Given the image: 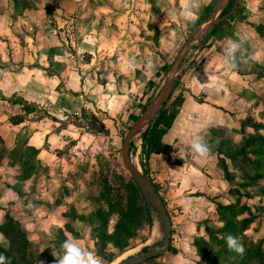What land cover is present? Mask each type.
Returning <instances> with one entry per match:
<instances>
[{
    "label": "rangeland",
    "instance_id": "obj_1",
    "mask_svg": "<svg viewBox=\"0 0 264 264\" xmlns=\"http://www.w3.org/2000/svg\"><path fill=\"white\" fill-rule=\"evenodd\" d=\"M220 1L16 0L14 13L7 5L0 7L13 15L12 32L0 36V67H5L0 69V224L10 219L24 236L11 244L0 234V253L10 264H58L69 239L94 252L102 264H118L159 243L161 224L133 195L135 182L122 162V141L160 91L190 34L214 12L222 15L233 5L224 0L218 8ZM238 2L232 19L202 36L198 71L197 58L186 72L198 50L192 39L168 108L178 95L201 100L195 76L205 78L214 63L222 69L238 22L245 19L244 29L257 24L264 0ZM90 38L93 47H78ZM257 46L264 47V38ZM213 51L219 59L210 56ZM236 54L239 49L232 68L250 76L244 83L248 92H243L249 102L228 106L222 123L216 124L214 115L193 119L196 136L209 146L207 158L212 157L204 168L218 166L222 182L216 180L217 189L204 196L214 181L207 172L194 174L193 180L204 184L200 196L180 191L184 181L174 189L184 175L171 165L195 154L189 135H174V149L163 158L146 155L142 132L130 143V158L162 195L172 227L168 250H175L140 264L236 262L235 253L225 254L215 241L226 232L216 203L240 210L236 220L249 219L232 233L246 251L264 250V67ZM157 158L163 163L154 164ZM210 250L219 255L208 261Z\"/></svg>",
    "mask_w": 264,
    "mask_h": 264
},
{
    "label": "crops",
    "instance_id": "obj_2",
    "mask_svg": "<svg viewBox=\"0 0 264 264\" xmlns=\"http://www.w3.org/2000/svg\"><path fill=\"white\" fill-rule=\"evenodd\" d=\"M10 1L12 2L13 0H0V7H5L7 5V7L11 9L10 12L14 13V11L12 10L14 9V3L13 2L10 3ZM232 14L228 17V19L233 18L234 14L233 15ZM258 14L259 16H256L257 24H253L254 26L252 27L246 26L247 29L243 28V24H245L246 21L243 17H241V19L243 18V21L238 22L231 31L232 35L233 36L236 35V37H231L230 39H232L231 41L239 44L238 49L240 50V54H236V57L244 53L253 62H256L258 66L262 65L264 67V47L260 46V48H258L257 46L258 42H260L264 38V27H263L264 26V12L259 11ZM12 16L10 17L6 8L0 12V36H4L12 32L11 27H10V20L12 19ZM221 23H223V21L218 24H221ZM240 30L245 31L244 33L246 34V37L240 36V33H241ZM224 38H229V37L226 36ZM91 41H93L92 38H90V40L88 41H86L85 39L84 41L78 43V47L81 49L85 47L88 48L89 46H92ZM212 48H213L212 45L209 46V48L207 49L209 50L208 53L211 51L210 49ZM259 50H261L262 53ZM197 55L196 57L193 58L194 60L189 63L188 67H185L186 72L189 69H191V66L193 67V64L196 63L197 58H198V65L196 66V72L198 71L199 63H201L199 59L202 54L201 52H199ZM210 56L214 58L216 57L215 59H219L214 51L212 54H210ZM218 65L219 64L214 63L213 65L210 66V68L208 67L209 73L205 76V78L202 75H200V73H198L195 76V79H193V83L194 85H198L197 91H199V95H200L199 98L201 100L199 99L195 100L194 97H191L190 95L183 96V102L181 106L178 108V112L176 114V117L170 129L162 136L161 141L163 144H168L172 147V149H174L173 148L174 146L172 145V142H171L172 137H174V135H179V134H184L185 136L189 135L190 141L193 138L197 137L196 136L198 132L197 126L193 122V119L195 120L197 115H202V117L203 116L206 117L208 115L218 116L219 119L216 120L215 122L216 124H218V123H222V121L225 120L224 118L226 114L225 111H227L228 106H232L234 102L240 103V104L242 103L247 104L249 102V96H245L243 94V92H246V93L248 92V89L244 85V83L247 81V78L250 77L248 75V71H244V70L239 71L238 68H235V69L227 68L223 64H222V69L218 71L216 70L217 69L216 66ZM202 67H200V69H202ZM2 68H5V67H0V69ZM7 69L8 67L6 68V70ZM8 70H7V74L10 75L11 73H9ZM6 77L12 78L13 76H6ZM260 79H264V78L260 77ZM238 80L242 82V84H240ZM239 92H242V93L240 94ZM180 123H182V125L185 127L184 128L180 127ZM166 138L169 140L168 142H166L167 141ZM170 153L169 154L153 153V155L157 157L160 156L163 158L166 156L169 157L171 155ZM162 158L160 159L157 158L156 160H154L153 161L154 164L158 165V163H163ZM209 159H212V157L201 158L196 154H192L191 156H188V159H186V157L184 156L183 160H178V163L172 164L171 168L173 170L176 171V168L180 169L178 171H182V174L184 175L178 178V180L176 179L178 181L176 182V185L178 184V188L176 187L174 189L178 191L179 183L181 184L184 181V183H186V185L188 186L182 183V188L180 189V191L184 192L185 189H188V190L190 189L188 193H191V195H193L192 197L196 198L195 195L200 196L202 193V190L199 189V185L201 184L203 186L204 184L202 182L199 183L198 180L196 181L193 180L195 176L194 174H196L197 172H201L202 175H203V172H207L212 175V179L214 180L213 184H211V187L209 189L206 186L208 191H206L204 196H208L212 192V189H217L216 187L217 183L222 182V179H221L219 172H216L217 170L215 169V167L218 168L217 165L214 166L210 164L208 168L206 167L204 168L205 163L208 162ZM200 163H202L203 169L197 166ZM166 164L168 163L166 162ZM187 166H191L192 169L187 168ZM216 180L219 182H216ZM158 194L163 200L160 191H158ZM206 199L208 200V198ZM171 231H172V227H171ZM171 236H172V232H171Z\"/></svg>",
    "mask_w": 264,
    "mask_h": 264
},
{
    "label": "water",
    "instance_id": "obj_3",
    "mask_svg": "<svg viewBox=\"0 0 264 264\" xmlns=\"http://www.w3.org/2000/svg\"><path fill=\"white\" fill-rule=\"evenodd\" d=\"M223 1L224 0H221L219 2L218 8L223 3ZM237 3L238 0H234L230 10L222 15L217 16V13L214 12L204 24L198 25L197 28L190 34L170 64L160 91L155 96L154 100L145 108L137 120L132 124L123 138L121 145L122 162L125 168L130 172L131 177L140 192L143 202L156 215L158 221L160 222L162 227V237L158 244L148 246L145 250H142L138 254L122 260L118 264H140L151 257L163 254L168 249L171 236L170 216L148 175L145 172H142L130 158V143L135 136L143 132L149 126V124L155 119L161 110L162 106L171 96L176 78L186 65V62H183L182 64L181 62L189 49L192 39L196 37L198 42V50L191 57V59L194 58L201 50L200 41L202 36H204L213 26L227 19L235 11ZM218 8L216 9L218 10Z\"/></svg>",
    "mask_w": 264,
    "mask_h": 264
},
{
    "label": "trees",
    "instance_id": "obj_4",
    "mask_svg": "<svg viewBox=\"0 0 264 264\" xmlns=\"http://www.w3.org/2000/svg\"><path fill=\"white\" fill-rule=\"evenodd\" d=\"M13 1L15 5V3L17 2L16 0ZM214 28L215 26L212 27L210 31H212ZM152 85L153 83L150 81L148 83V87ZM167 102L162 106L161 110L159 111L155 119L142 132L141 138L145 143H147V147H148L146 150V155H148L149 153L168 154L172 151V147L168 144H163L161 140H162V136L170 129L178 112V108L181 106L183 102V96L178 95V97L170 103L169 108L167 107ZM24 109L25 111H27L30 110V107L24 106ZM19 122H21V120H18V122L15 123H19ZM132 189H133V195L138 197L141 200L143 206L147 209V211H149L148 207L143 202V199L135 183H132ZM233 191L235 192V190L232 191L229 190V194L230 195L231 193L233 194ZM215 209L221 210L220 214L224 219L223 222L225 224V231H226L225 234L220 239L215 238V241L221 243L224 246L225 254H230L232 252L235 253L236 262H232L231 264H264V250H261L259 248H255V249L252 248V250L251 249L247 251L245 250L246 253L244 252L243 256H241L235 251L230 250L226 245L225 237L228 235L233 236L232 233L235 231L237 232L241 231L242 228L246 226L249 219L236 220L235 218L236 213L239 212L240 210L238 209L236 210V208L232 204L216 203ZM225 214L226 216H224ZM102 226L105 225H101L100 228L103 234ZM237 226L240 227L237 228ZM0 234H2L6 239H8L11 244L18 242L20 239H23L24 237L18 226L10 219H8L6 223L3 222L0 224ZM201 244L207 245V243L204 242V240L201 242ZM168 251L174 252L175 250L170 247ZM217 255H219V253H215L213 250H210L209 256L206 259L208 261H211L212 259H214V257H218Z\"/></svg>",
    "mask_w": 264,
    "mask_h": 264
},
{
    "label": "clouds",
    "instance_id": "obj_5",
    "mask_svg": "<svg viewBox=\"0 0 264 264\" xmlns=\"http://www.w3.org/2000/svg\"><path fill=\"white\" fill-rule=\"evenodd\" d=\"M188 5H185L187 8ZM191 16L190 12L186 13ZM239 48V44L231 40L228 41V46L225 52V66L227 68L235 67L232 62L234 53ZM190 147L193 153L201 158L207 157L209 154V146L204 142L202 137H195L190 142ZM219 226H223L222 224ZM226 245L230 250L235 251L239 255L243 256L245 247L239 237L228 235L225 237ZM63 255L59 259L58 264H102V261L95 255L94 252L89 251L80 246L76 241L69 239L62 244ZM0 264H10L8 259L0 253Z\"/></svg>",
    "mask_w": 264,
    "mask_h": 264
},
{
    "label": "bare ground",
    "instance_id": "obj_6",
    "mask_svg": "<svg viewBox=\"0 0 264 264\" xmlns=\"http://www.w3.org/2000/svg\"><path fill=\"white\" fill-rule=\"evenodd\" d=\"M134 162V161H133ZM135 164V163H134ZM136 165V164H135Z\"/></svg>",
    "mask_w": 264,
    "mask_h": 264
}]
</instances>
